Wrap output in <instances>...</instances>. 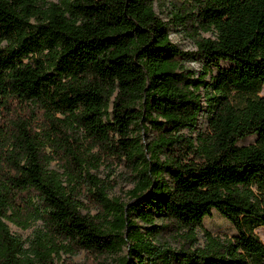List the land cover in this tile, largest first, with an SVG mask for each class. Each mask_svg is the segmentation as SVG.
<instances>
[{
	"label": "trees",
	"instance_id": "1",
	"mask_svg": "<svg viewBox=\"0 0 264 264\" xmlns=\"http://www.w3.org/2000/svg\"><path fill=\"white\" fill-rule=\"evenodd\" d=\"M154 1L0 0V264L125 248L118 264H264V0H171L168 22ZM100 157L130 170L129 203L90 174ZM212 211L235 232L205 231ZM38 222L27 249L9 232Z\"/></svg>",
	"mask_w": 264,
	"mask_h": 264
},
{
	"label": "rangeland",
	"instance_id": "2",
	"mask_svg": "<svg viewBox=\"0 0 264 264\" xmlns=\"http://www.w3.org/2000/svg\"><path fill=\"white\" fill-rule=\"evenodd\" d=\"M154 11L156 15L163 20L168 22L170 19V12L172 11L173 5L171 0H162L154 1L153 4ZM205 38H210L211 35H204ZM169 39L171 43L182 52H195L196 49L191 41L190 37L187 36V31L182 30L181 28H170L169 29ZM184 67L188 70H191L195 73H198L201 70V63L193 62L191 60L184 63ZM208 81V80H207ZM261 96L264 97V88L261 92ZM206 126V120L203 115H200L195 131H203ZM187 135V132H184ZM140 144L146 146V144L151 141L150 132H140ZM195 137V134L191 135ZM81 137V136H80ZM255 138H249L243 142L239 143V146H248L253 144ZM94 155L99 156L96 150L92 152ZM100 164H98L97 169L90 171V174L95 176L97 179L102 181L107 188V197L109 200L118 202L119 204L125 205L130 202V191H132L134 184L131 179V172L127 168L126 164L118 162L117 160H106L100 157ZM50 170L56 171L59 174L63 173L61 166L58 162H53L50 164ZM166 180V178H164ZM81 203L84 205L82 214L89 215L91 217L98 216V208L93 204V202L88 201V199H81ZM156 227H160L163 224L160 222H155ZM139 233L144 234L145 227L139 221L135 222ZM41 223L33 224L27 230H21L16 228L13 225L8 224L9 232L16 239L21 241L24 244V248L27 249L29 242L32 240L33 233L36 230L41 229ZM204 230L209 231L214 236L225 237L230 236L235 229L225 221L216 211H212V216L210 218L204 219ZM151 231V230H150ZM157 231V230H155ZM161 231V242L165 241L169 244L171 250L178 252L182 245H186V241L183 239V236H175L177 229L167 227L165 230ZM149 232V230H148ZM256 235L260 238L261 242L264 245V229L256 230ZM204 243V234L202 231H197V245L202 247ZM127 256V249L125 248L119 255L110 256V257H96L95 255L86 254L84 252L78 254H65L59 253V255H52L53 264H118V261ZM132 261V260H131Z\"/></svg>",
	"mask_w": 264,
	"mask_h": 264
}]
</instances>
